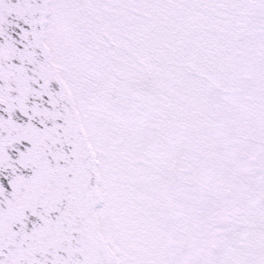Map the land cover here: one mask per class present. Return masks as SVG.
Returning <instances> with one entry per match:
<instances>
[{
  "label": "snow or ice",
  "instance_id": "6c2138e0",
  "mask_svg": "<svg viewBox=\"0 0 264 264\" xmlns=\"http://www.w3.org/2000/svg\"><path fill=\"white\" fill-rule=\"evenodd\" d=\"M0 264H264V0H0Z\"/></svg>",
  "mask_w": 264,
  "mask_h": 264
}]
</instances>
